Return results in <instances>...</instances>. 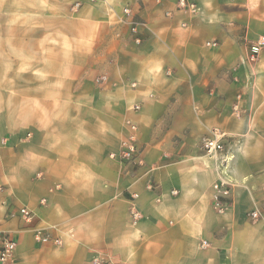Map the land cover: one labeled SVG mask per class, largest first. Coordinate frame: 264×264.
Returning <instances> with one entry per match:
<instances>
[{"label":"crops","instance_id":"crops-1","mask_svg":"<svg viewBox=\"0 0 264 264\" xmlns=\"http://www.w3.org/2000/svg\"><path fill=\"white\" fill-rule=\"evenodd\" d=\"M189 1L194 17L177 0H0V232L16 245L5 264H264V49L248 60L264 0ZM126 6L140 45L119 21ZM127 120L140 167L110 157ZM212 129L223 164L201 149ZM36 229L59 244H36Z\"/></svg>","mask_w":264,"mask_h":264},{"label":"built area","instance_id":"built-area-1","mask_svg":"<svg viewBox=\"0 0 264 264\" xmlns=\"http://www.w3.org/2000/svg\"><path fill=\"white\" fill-rule=\"evenodd\" d=\"M89 3H94L96 0H88ZM81 3L76 2L72 6V10L80 8ZM177 11L187 15L189 17H194L198 13V7L194 2L189 0H177L176 2ZM120 23L124 24L128 28V34L131 37L132 43L134 45H140V32L139 29L144 25L141 21L137 20L131 7H123L121 9ZM184 27L185 24L180 25ZM205 45L209 48H215L217 46L215 41L206 42ZM264 49V35L259 36L249 47L248 60L251 63L256 62L260 51ZM100 81H104L105 77H101ZM139 107L134 105L132 110L134 112L138 111ZM234 114L239 117L240 114L236 107L234 108ZM127 134L122 138L119 145V150L116 155H111L112 159H116L123 166H142V162L138 158V128L137 125L131 121H126ZM224 139L225 135L219 129H212L209 131L207 137L203 138L201 141V149L206 157L214 160L217 163L223 164L225 161L221 158V153L224 150ZM3 192V187L0 185V194ZM212 208L217 214H223L229 207L230 202V183L224 178H219L212 184ZM40 204L44 205L45 200H40ZM19 215L26 221L31 222L34 215L27 208H20L18 211ZM132 223H136L139 215L132 211L130 213ZM248 218L251 221H257L261 218L258 210L254 209L248 213ZM33 241L39 245H48L53 242L59 244L60 240L50 238L48 233L43 230L36 229L33 232ZM206 243L203 242L202 246ZM15 242L9 237L8 234L0 232V263L5 264L9 262L15 251ZM90 264H117L112 257L106 254H96L92 257Z\"/></svg>","mask_w":264,"mask_h":264}]
</instances>
